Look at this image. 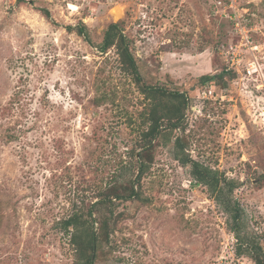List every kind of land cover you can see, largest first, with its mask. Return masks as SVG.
<instances>
[{
    "label": "rangeland",
    "instance_id": "374dc122",
    "mask_svg": "<svg viewBox=\"0 0 264 264\" xmlns=\"http://www.w3.org/2000/svg\"><path fill=\"white\" fill-rule=\"evenodd\" d=\"M25 2L0 0V264H72L56 222L115 176L135 177L145 101L114 51L95 47L109 22L122 23L145 83L186 94L190 155L241 183L234 198L264 249V0ZM79 23L91 43L66 31ZM223 69L235 73L225 89L201 84ZM139 192L115 202L116 239L128 241L98 264H252L169 145L153 150Z\"/></svg>",
    "mask_w": 264,
    "mask_h": 264
},
{
    "label": "trees",
    "instance_id": "16d2710c",
    "mask_svg": "<svg viewBox=\"0 0 264 264\" xmlns=\"http://www.w3.org/2000/svg\"><path fill=\"white\" fill-rule=\"evenodd\" d=\"M17 3L26 2L17 0ZM38 12L48 22L54 24L47 9L39 8ZM65 29L91 43L85 24L65 26ZM95 47L101 54L114 51L120 71L142 95L145 106L138 114L137 142L131 150L132 164H128L135 177L118 180L115 176L113 184L98 192L95 202L82 207L72 206L71 212L56 222V228L63 233L72 250V264L112 261L116 258L119 245L127 244L126 238H121L119 244L116 239V233L121 231L118 224L124 214L116 213L115 202L139 199L140 180L153 162V150L158 145L171 147L173 159L195 184L204 187L208 197L225 215L226 231L235 239V256L247 257L252 264H264V249L248 234L244 209L234 198V191L241 183L190 155V137L193 130L187 132L186 111L189 99L186 94L177 89L145 83L138 68L136 55L132 51V42L124 33L121 22H109ZM234 78L233 71L223 69L213 75L200 77V82L211 83L219 89H225L228 82ZM261 177L264 179V173Z\"/></svg>",
    "mask_w": 264,
    "mask_h": 264
},
{
    "label": "built area",
    "instance_id": "2783aa9c",
    "mask_svg": "<svg viewBox=\"0 0 264 264\" xmlns=\"http://www.w3.org/2000/svg\"><path fill=\"white\" fill-rule=\"evenodd\" d=\"M228 1L234 2L235 0H228ZM229 6H230V5H229Z\"/></svg>",
    "mask_w": 264,
    "mask_h": 264
}]
</instances>
